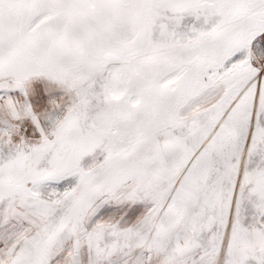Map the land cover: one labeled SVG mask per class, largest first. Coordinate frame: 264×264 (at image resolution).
Instances as JSON below:
<instances>
[{
    "label": "snow or ice",
    "instance_id": "obj_1",
    "mask_svg": "<svg viewBox=\"0 0 264 264\" xmlns=\"http://www.w3.org/2000/svg\"><path fill=\"white\" fill-rule=\"evenodd\" d=\"M0 264H264V0H0Z\"/></svg>",
    "mask_w": 264,
    "mask_h": 264
}]
</instances>
